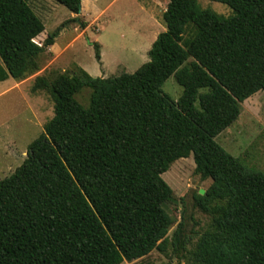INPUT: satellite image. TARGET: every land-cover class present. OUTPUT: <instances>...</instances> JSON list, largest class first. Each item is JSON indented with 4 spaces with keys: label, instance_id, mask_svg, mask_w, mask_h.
<instances>
[{
    "label": "trees",
    "instance_id": "16d2710c",
    "mask_svg": "<svg viewBox=\"0 0 264 264\" xmlns=\"http://www.w3.org/2000/svg\"><path fill=\"white\" fill-rule=\"evenodd\" d=\"M55 1L80 12L81 0ZM213 1L231 14L167 0L165 29L131 73L35 77L30 91L50 95L53 115L0 179V264H120L169 246L177 264H264V172L215 140L264 92V0ZM63 24L37 44L44 25L27 0H0V81L36 72ZM171 74L177 99L161 89ZM83 87L87 106L75 97ZM188 155L210 180L192 195L210 227L183 262L189 238L182 219L168 236L174 197L161 174Z\"/></svg>",
    "mask_w": 264,
    "mask_h": 264
},
{
    "label": "rangeland",
    "instance_id": "374dc122",
    "mask_svg": "<svg viewBox=\"0 0 264 264\" xmlns=\"http://www.w3.org/2000/svg\"><path fill=\"white\" fill-rule=\"evenodd\" d=\"M198 2L218 14H231V9L220 2ZM27 3L44 25V30L34 38L37 44H42L47 33L64 24L53 44L45 46L40 54L36 72L19 80L9 77L0 81V179L11 175L22 163L29 144L43 132L44 123L53 115L50 95L45 90L30 91L36 76L52 77L77 67L99 77L131 73L148 60L151 43L165 29L162 12L167 0H81L79 13L71 12L55 0H27ZM94 42L99 44L100 59L95 57ZM161 89L177 99L183 88L171 74ZM89 91L83 87L75 95L83 106L88 105ZM215 140L247 166L264 172V92L258 90L242 101L238 117ZM161 177L172 188L174 197V201L165 205L173 218L168 236L182 219L184 234L189 238L185 256L180 259L185 262L197 236L210 227V216L192 205V195L205 189L210 180L201 179L195 172L192 155L175 159ZM178 261L169 246L166 252L154 249L120 264H177Z\"/></svg>",
    "mask_w": 264,
    "mask_h": 264
},
{
    "label": "water",
    "instance_id": "95a60500",
    "mask_svg": "<svg viewBox=\"0 0 264 264\" xmlns=\"http://www.w3.org/2000/svg\"><path fill=\"white\" fill-rule=\"evenodd\" d=\"M198 193L199 194H203L204 193V189H199Z\"/></svg>",
    "mask_w": 264,
    "mask_h": 264
}]
</instances>
